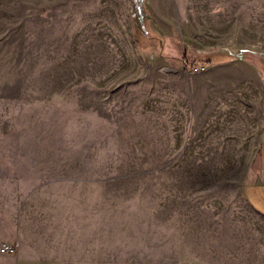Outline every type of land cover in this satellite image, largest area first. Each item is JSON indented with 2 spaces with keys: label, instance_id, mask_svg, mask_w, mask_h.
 Wrapping results in <instances>:
<instances>
[{
  "label": "rangeland",
  "instance_id": "obj_1",
  "mask_svg": "<svg viewBox=\"0 0 264 264\" xmlns=\"http://www.w3.org/2000/svg\"><path fill=\"white\" fill-rule=\"evenodd\" d=\"M0 137L40 253L264 264V0H0Z\"/></svg>",
  "mask_w": 264,
  "mask_h": 264
},
{
  "label": "crops",
  "instance_id": "obj_2",
  "mask_svg": "<svg viewBox=\"0 0 264 264\" xmlns=\"http://www.w3.org/2000/svg\"><path fill=\"white\" fill-rule=\"evenodd\" d=\"M0 143L3 142L0 141ZM251 171L250 179L245 186L246 196L251 205L264 210V166ZM6 185L0 183V191L6 190ZM18 186L22 185L13 187ZM34 207L33 203L28 200L0 199V248L4 243L17 247L14 255L0 253V264H64L61 258L50 253H40L38 245L31 247V243L27 242L30 238L28 232H32L33 227L32 224L28 227L24 219L28 214L37 213V210L33 211Z\"/></svg>",
  "mask_w": 264,
  "mask_h": 264
},
{
  "label": "built area",
  "instance_id": "obj_3",
  "mask_svg": "<svg viewBox=\"0 0 264 264\" xmlns=\"http://www.w3.org/2000/svg\"><path fill=\"white\" fill-rule=\"evenodd\" d=\"M16 251L17 247L14 245L3 244L0 248V253L3 255H14Z\"/></svg>",
  "mask_w": 264,
  "mask_h": 264
},
{
  "label": "trees",
  "instance_id": "obj_4",
  "mask_svg": "<svg viewBox=\"0 0 264 264\" xmlns=\"http://www.w3.org/2000/svg\"><path fill=\"white\" fill-rule=\"evenodd\" d=\"M212 61L208 60V61H205L203 63H198L197 65L195 64V68H199V67H202V66H205V65H209L211 64ZM203 64V65H202Z\"/></svg>",
  "mask_w": 264,
  "mask_h": 264
}]
</instances>
